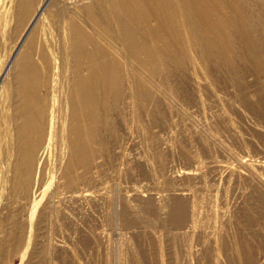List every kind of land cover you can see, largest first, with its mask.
Here are the masks:
<instances>
[{"label": "rangeland", "instance_id": "rangeland-1", "mask_svg": "<svg viewBox=\"0 0 264 264\" xmlns=\"http://www.w3.org/2000/svg\"><path fill=\"white\" fill-rule=\"evenodd\" d=\"M20 1L0 0V80L27 40H67L56 9L72 0H32L50 10L35 24L18 23ZM237 38L231 59L184 40L183 69L155 76L139 109L118 103L70 179L59 140L32 202L1 155L0 264H264V27L257 59Z\"/></svg>", "mask_w": 264, "mask_h": 264}, {"label": "bare ground", "instance_id": "bare-ground-1", "mask_svg": "<svg viewBox=\"0 0 264 264\" xmlns=\"http://www.w3.org/2000/svg\"><path fill=\"white\" fill-rule=\"evenodd\" d=\"M68 5L56 9V24L67 40H27L0 80V156L11 174L10 189L28 203L34 201L36 173L49 148L59 140L66 145L65 179L88 168L95 153L91 144L101 140L115 106L129 98L139 109L155 76L163 71L169 79L170 63L183 69L184 40L231 59L240 36L254 59L260 56L251 37L264 27V0H72ZM45 9L46 4L34 9L32 0H21L15 15L24 24L32 14L35 24ZM132 62L147 68L146 79L126 65Z\"/></svg>", "mask_w": 264, "mask_h": 264}]
</instances>
